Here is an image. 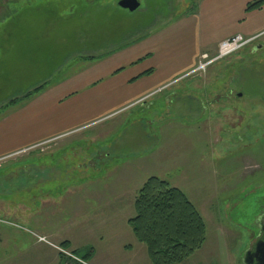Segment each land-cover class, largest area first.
Listing matches in <instances>:
<instances>
[{"label": "rangeland", "instance_id": "1", "mask_svg": "<svg viewBox=\"0 0 264 264\" xmlns=\"http://www.w3.org/2000/svg\"><path fill=\"white\" fill-rule=\"evenodd\" d=\"M118 1L0 0V264H67L64 258L79 264H151L140 254L130 262L122 253L124 237L134 238L125 221L102 224L99 215L113 207L96 203L102 197L96 179L107 187L132 189L152 176L182 190L205 223L203 247L183 264H244L264 217V89L261 97L245 89L250 79L257 87L264 84V34L204 69L179 76L140 104L114 113L117 102L109 98L103 115L114 114L105 118L94 104L80 102L91 90L83 83L112 72L120 57L109 55L92 65L77 61L76 51L102 55L167 28L203 2L138 0L139 8L130 12L116 7ZM229 26L221 23L213 35ZM203 55L199 64L215 57L208 53L204 61ZM178 57L175 68L186 64L183 55ZM64 79L69 80L64 87L46 94ZM42 80L48 81L42 94L5 107L11 96L22 98ZM66 90L77 92L71 96L78 99L74 116L45 106ZM80 115L97 122L83 133L85 141L12 152L31 142L32 128L22 122H61ZM103 146L113 150L114 164L130 159L135 175L125 167L114 173L107 165L103 173L88 168L80 174L81 166L96 162L97 167ZM85 183L93 188L79 187ZM107 191L112 198L113 188ZM126 193L122 211L128 216L134 192ZM68 241L78 245L63 249ZM90 247L94 254L87 263L72 255Z\"/></svg>", "mask_w": 264, "mask_h": 264}, {"label": "crops", "instance_id": "2", "mask_svg": "<svg viewBox=\"0 0 264 264\" xmlns=\"http://www.w3.org/2000/svg\"><path fill=\"white\" fill-rule=\"evenodd\" d=\"M252 1L254 0H203L200 6H198L196 12H193V10L188 13L184 19L176 21L163 30L149 34L143 40L137 41L125 48L126 50L111 54V56H109L111 58L108 57L109 59L120 57L116 60V68L110 73L104 71V75L99 77V79H96L98 78L96 76L92 77L90 80L86 78L87 80L83 83V86H90L91 90L88 94L81 96L80 102L84 99L83 101L86 105L89 103V105L93 106L94 104V109H99L101 112V115L98 116H104L106 118L111 114L127 109L130 106L142 103L147 97L159 92L179 76L194 71L199 64L198 62H200L199 58L202 54L212 53L216 55L218 45L221 41L234 35H242L246 39L262 36L264 34V2L260 10L245 13L246 5ZM225 21H227L230 26L225 28L226 30L220 35L214 36L213 33L217 28L216 26L221 25V23ZM120 52L121 54H119ZM126 53H128L127 56H122ZM133 53H135V55L132 56ZM178 55L184 56V58H182V63L186 64L182 67L175 68V64L173 63L178 62L179 57L176 59V56ZM124 66L128 67V69L120 72L123 70ZM149 70L152 71L150 75H143ZM104 77H107L105 80L106 82H104ZM68 81L69 80L66 81L64 79L56 84V86L50 87L46 94L50 93L48 91H51L52 89L64 87ZM78 88L81 87L79 86ZM60 92L64 91L58 90V93ZM65 92V95H55L54 99L50 100L45 106L50 107L49 109L51 110L63 109L61 111L66 113L71 112L74 116L77 111L74 106H76L75 104L78 99L71 100V96L77 92H68V90ZM109 98H112V100L117 102V108L115 110L113 109L114 111L111 110V112L114 113L108 112L103 115V105ZM68 101H70L69 104H66L65 106V103ZM84 103H80L78 107L81 108ZM60 106H62V108H60ZM82 113L83 111H81V114ZM104 117L98 118L103 119ZM94 118H96V116ZM26 123L32 128L31 142L23 144L19 149H15V151L12 152H22L28 149L34 150L35 148L38 149V147L46 144L63 143V141L64 144L68 145L73 144L74 142L85 141L83 139H87L88 137L83 135V133L88 129H92V126L97 122H94L93 120L87 121L86 118H81L80 115L79 118L74 117L67 121L22 122V125H26ZM89 139L92 141V138L89 137ZM99 139L104 143L107 141L103 135ZM65 146L64 148H67V146ZM100 149L101 153L98 159L100 163L97 167L96 162H91V166L88 165V167L81 166L78 169L80 174L88 173V168L89 171L90 168L95 172L98 170L102 171V166L107 165L108 169L113 166L112 170L114 173H116V169L118 171L125 167L129 169V171H126L129 176L135 175L132 174L131 171L132 166L129 164L130 159L121 163L118 161L117 164H114L115 161L112 160L114 159L113 150L106 146H103ZM146 157L148 156H142L139 158L144 159ZM134 162L135 161H133V163ZM143 170L145 171V168H143ZM96 182V191L99 192V196H102L100 199L96 200V203L105 207H113V211H105V213H107L106 215H99L102 218V224H106L105 222H111V224H113V221H115V223L120 221H125L127 223L129 219L134 217V199L137 191L144 183L143 181V183H140V185L133 187L132 189H129L128 187L118 189L116 184L107 187L104 185L103 179H96ZM88 186L93 188V184L85 183L79 185L82 189H86ZM108 188H113L112 198L110 195L106 197V192L104 191H107ZM123 190L125 192H123ZM126 191L129 193H132V191L134 192L133 201L131 205H129L130 210L128 216L124 215L122 211L123 207L126 205L123 197L129 196ZM117 193L119 194L118 196ZM96 203L94 205H97ZM114 211L115 214L113 213ZM113 214L114 216H112ZM104 219H106V221H104ZM256 236L257 235L251 237V246L255 242ZM102 237L103 235H101L99 239ZM125 240L127 241V244L122 246V253L129 258L130 262H134L138 254H140V258L146 259L147 257L148 259L146 249L143 250L142 246H140L141 244H137L135 238L129 240L127 236L124 237V241ZM101 241L102 240H100V242ZM68 243L71 247H73L74 244L78 245L76 242L73 244L72 241H68ZM51 246L54 248L55 245L52 243ZM75 248L79 249V247ZM142 251L144 252L143 255H141Z\"/></svg>", "mask_w": 264, "mask_h": 264}, {"label": "trees", "instance_id": "3", "mask_svg": "<svg viewBox=\"0 0 264 264\" xmlns=\"http://www.w3.org/2000/svg\"><path fill=\"white\" fill-rule=\"evenodd\" d=\"M263 2V0H254L248 3L245 13L260 10ZM114 5L117 7V3ZM144 38L141 37L130 44L118 45L112 51L99 56L85 57L87 52L79 50L76 51L75 58L77 61L86 60L92 64L94 61L106 58ZM259 48V46H255V50ZM151 73L152 71L149 70L143 75ZM47 84L48 81L42 80L31 91L26 92L22 98L11 96L5 107L14 105L19 99L27 100L42 94L48 87ZM257 84L258 82L250 79L249 84H245V89L248 94L261 97L264 84L261 87H257L259 85ZM134 211V217L129 219L127 224L137 243L145 247L151 264H183L205 243L206 226L199 211L182 190L171 186L159 177H149L142 184L134 199ZM61 247L68 249L70 244L64 242ZM93 254L94 250L91 247L72 253L84 263H87ZM64 259L67 264H79L72 259Z\"/></svg>", "mask_w": 264, "mask_h": 264}, {"label": "built area", "instance_id": "4", "mask_svg": "<svg viewBox=\"0 0 264 264\" xmlns=\"http://www.w3.org/2000/svg\"><path fill=\"white\" fill-rule=\"evenodd\" d=\"M254 40H255V38L246 39L241 35H235L229 39L222 41L218 46V53H217L216 57L208 60V57L206 55H203L202 59L205 61H207V60L208 61L205 63H201L199 65L198 69H204L207 65H209L215 61L224 59V58L238 52L239 50H241L242 48H244L245 46H247L248 44H250Z\"/></svg>", "mask_w": 264, "mask_h": 264}, {"label": "water", "instance_id": "5", "mask_svg": "<svg viewBox=\"0 0 264 264\" xmlns=\"http://www.w3.org/2000/svg\"><path fill=\"white\" fill-rule=\"evenodd\" d=\"M117 5L121 9L134 12L140 4L138 0H119ZM253 249V252L246 253L244 264H264V240L256 242Z\"/></svg>", "mask_w": 264, "mask_h": 264}, {"label": "flooded vegetation", "instance_id": "6", "mask_svg": "<svg viewBox=\"0 0 264 264\" xmlns=\"http://www.w3.org/2000/svg\"><path fill=\"white\" fill-rule=\"evenodd\" d=\"M257 225H258L257 227L258 232H257L256 240L252 244V246L249 248L248 250L249 252H253L254 250L253 248L256 242L264 240V217L259 219V222Z\"/></svg>", "mask_w": 264, "mask_h": 264}]
</instances>
